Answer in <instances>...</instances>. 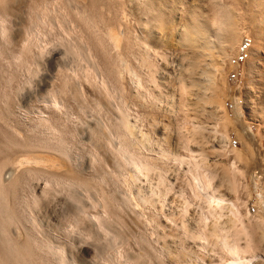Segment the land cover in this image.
Wrapping results in <instances>:
<instances>
[{
	"label": "rangeland",
	"instance_id": "rangeland-1",
	"mask_svg": "<svg viewBox=\"0 0 264 264\" xmlns=\"http://www.w3.org/2000/svg\"><path fill=\"white\" fill-rule=\"evenodd\" d=\"M217 1L238 21L234 50L219 36L205 49L178 41L181 14L189 21L199 12L206 29L214 28L220 15L212 0H0V196L11 213L0 238L23 254L9 264H226L216 237L247 244L259 257L253 261L264 262V20L255 24L260 7L248 0ZM108 31L118 34L112 39ZM145 45L166 58L144 63ZM148 67L156 68L155 83ZM186 68L196 80L189 83L193 102L213 77L212 102L183 108ZM191 121L205 131L199 125L193 135ZM195 154L205 162L198 165ZM131 155L150 171L137 172ZM191 161L204 170L191 169ZM208 201L222 205L214 207L222 214L214 204L204 208Z\"/></svg>",
	"mask_w": 264,
	"mask_h": 264
},
{
	"label": "bare ground",
	"instance_id": "bare-ground-1",
	"mask_svg": "<svg viewBox=\"0 0 264 264\" xmlns=\"http://www.w3.org/2000/svg\"><path fill=\"white\" fill-rule=\"evenodd\" d=\"M49 1V0H48ZM94 1V0H93ZM100 1V0H99ZM213 2L215 1V3L217 4H219L218 5V7H217V9H218V14L217 15H220V19L215 23V25H213L214 26V28L213 29H206V27H205V25L204 24H202V22H201V18H203L204 16H203V14H201V13H199V12H196V11H193L192 12V17L189 19V21H188V19L187 20H184L185 19V17H182L181 15H183V14H181V15H179L178 16V19H181L182 20V18H184L183 19V22L182 23H180L181 22V20L180 21H178V23H180L181 25H180V28H179V30L178 29H176V27H175V29L176 30H178L177 32H179V34H178V36H179V38H178V41H179V43H180V45H187V44H194L195 46L197 45V46H201V47H205V48H208V47H210V44H211V42H212V37H215V39L219 36L220 38L222 37V40L224 39V41L225 42H227L228 43V46L232 49V50H234V47H235V44L236 45H239L241 42V32H240V29H239V26H238V21H237V19L235 18V16H234V14L232 13V11H231V9L229 8V7H227V6H224V5H222L221 3H219L217 0H212ZM222 1V0H221ZM250 3L252 2V5H253V7H260L259 9L257 8V10H255L254 12H256V13H252L253 15L252 16H254L255 15V24L257 23L258 24V26H259V24H261L262 22H263V20H264V0H248ZM173 2V1H172ZM50 3V2H49ZM48 3V4H49ZM166 4V3H165ZM172 4V3H171ZM178 4H179V9H180V11L181 12H183L184 11V7H183V4L180 2H178ZM184 5H186V4H184ZM96 6V5H95ZM120 6V5H119ZM176 6V5H175ZM187 6V5H186ZM215 6V5H214ZM217 6V5H216ZM167 8V7H166ZM169 8V7H168ZM172 8V7H171ZM216 8V7H215ZM170 9V8H169ZM187 9V8H186ZM50 10V9H49ZM61 10V9H60ZM198 11H199V9H198ZM49 12H51V11H49ZM46 13V12H45ZM48 13V12H47ZM77 14H79V13H77ZM93 14V13H92ZM50 15V14H49ZM60 15V14H59ZM100 15V14H99ZM98 15V16H99ZM207 15V14H206ZM42 16V15H41ZM47 16V15H46ZM45 16V17H46ZM161 16V15H160ZM60 17V16H59ZM84 17V16H83ZM87 17H89V16H87ZM86 17V18H87ZM93 17V16H92ZM91 17V19L93 20V18ZM100 17V16H99ZM207 17V16H206ZM85 18V19H86ZM102 18V17H101ZM208 18V17H207ZM49 19V18H48ZM66 19H68V18H66ZM89 20H91L90 18H88ZM205 19V18H204ZM91 20V21H92ZM105 20V19H104ZM124 20H125V18H124ZM205 20H207V19H205ZM94 21V20H93ZM92 21V22H93ZM47 22V21H46ZM87 22V24H89V23H92V22H88V21H86ZM153 22V21H152ZM165 22V21H164ZM205 22V21H204ZM3 23V22H2ZM94 23V25H97L98 24V22H97V24H96V22L94 21L93 22ZM92 23V24H93ZM122 23V22H121ZM126 23V22H125ZM151 23V22H150ZM213 23V22H212ZM42 24V23H41ZM50 24V23H49ZM83 24V23H82ZM86 24V23H85ZM210 24V23H209ZM263 24V23H262ZM53 25V24H52ZM211 25V24H210ZM60 26V25H59ZM88 26V25H87ZM264 26V25H263ZM37 27V26H36ZM90 27V26H89ZM88 27V28H89ZM96 27V26H95ZM94 27V28H95ZM208 27V26H207ZM34 28H35V25H34ZM44 28V27H43ZM263 29L261 30V32L260 33H262L263 35H264V27H262ZM96 29H98V27L96 28ZM156 29H158V28H156ZM60 30V29H59ZM63 30V29H62ZM92 30H94V29H92ZM123 30V29H122ZM165 30V29H164ZM244 30V29H243ZM242 30V31H243ZM256 30V29H255ZM31 31V30H30ZM73 31V30H72ZM129 31V30H128ZM158 31V30H157ZM156 31V32H157ZM33 32V31H32ZM63 32V31H62ZM71 32V31H70ZM92 32H94V31H92ZM127 32V31H126ZM246 32V31H245ZM68 33V32H67ZM97 32H94V34H96ZM98 33H99V31H98ZM108 34V36H110L112 39H114L115 37H116V34H118L117 32H115V31H108L107 32ZM161 33V32H160ZM173 33V32H172ZM31 34V33H30ZM49 34V33H48ZM65 34V33H64ZM88 34V33H87ZM162 34V33H161ZM247 34V33H246ZM32 35V34H31ZM73 35V34H72ZM98 35H100V34H97L96 35V38L97 39H99V37H98ZM102 35V34H101ZM125 35H126V33H125ZM129 35V34H128ZM64 36V35H63ZM136 37H138L137 35H135ZM74 37V36H73ZM85 37V36H84ZM101 37V36H100ZM103 37V36H102ZM108 38V37H107ZM34 39V38H33ZM36 39V38H35ZM38 39V38H37ZM63 39H65V38H63ZM140 38H137V44L138 43H140L141 41V39L139 40ZM73 40H75V39H73ZM79 40V39H78ZM111 40V39H110ZM133 40H134V38H133ZM138 40L140 41V42H138ZM24 41H26V38H25V40ZM79 41H81V40H79ZM145 41V40H144ZM144 41H142L143 43H144ZM28 42V41H27ZM37 42V41H36ZM238 42H240V43H238ZM243 42V41H242ZM29 43V42H28ZM39 43V42H38ZM112 43H113V41H112ZM132 43V42H131ZM47 44V43H46ZM114 44V43H113ZM116 44H117V42H116ZM135 44V43H134ZM146 45H148L149 43H145ZM29 45V44H28ZM31 45V44H30ZM33 45V44H32ZM143 45V44H142ZM145 45V48H146V56H145V58H144V60H143V62L144 63H146V61H147V63H149L150 64V66H154L153 64H155V61H157V58L159 57V56H162V59L164 60L165 58H166V52H165V50H162V51H160V50H158V49H154V47H152L151 48V46H146ZM29 47V46H28ZM113 47V46H112ZM140 47V46H139ZM89 48V47H88ZM150 48V49H149ZM204 48V49H205ZM39 49V48H38ZM113 49H114V47H113ZM89 50V49H88ZM112 50V49H111ZM87 51V49L85 50V52ZM93 51V50H92ZM91 51V53H93ZM166 51H168V50H166ZM109 52H111L110 50H109ZM90 53V52H89ZM90 53V54H91ZM144 54V53H143ZM92 55V54H91ZM107 55V54H106ZM167 57H168V55H167ZM141 58H142V56H141ZM90 59V58H89ZM158 60H159V58H158ZM119 61V60H118ZM120 61H122V58L120 57ZM119 61V62H120ZM167 61V60H166ZM126 62V61H125ZM91 63H92V61H91ZM159 63V62H158ZM115 64H116V61H115ZM97 65V64H96ZM121 65V64H120ZM129 66V65H128ZM156 67H158L157 65H156ZM162 67V66H161ZM130 68V67H129ZM156 68L154 69V71H152V69L150 68V67H148V71H149V78L155 83L156 82V80H155V73H156ZM129 71H130V69H129ZM132 71V70H131ZM130 71V72H131ZM133 72V71H132ZM155 72V73H154ZM191 73H192V71L190 70V69H188V71H187V68L185 69V72H181V77H180V83H181V98H182V102H181V104L183 105V108H184V106H185V108L186 107H188V110L189 109H191L192 107V105L193 104H195L196 105V103H197V105L200 103V102H202V103H210V102H212V97H211V94L209 93L210 91H212V89H213V86H217V85H214L215 84V80L213 79V77H211V76H207V78L206 79H204L203 80V82H202V84H201V89H202V95L200 96V97H197V98H194V102L192 101L193 99H192V96H194V94L192 95V92H191V89H190V84L191 85H193V84H195V81L196 80H194L193 78H192V75H191ZM205 73V72H204ZM133 74V73H132ZM135 74V73H134ZM138 75L139 74H137L136 75V78L135 79H138L137 81H139V84H140V76L138 77ZM213 75V74H212ZM97 76H99V75H97ZM135 76V75H134ZM215 78V77H214ZM96 79V78H95ZM193 79V80H192ZM143 82V81H142ZM137 83V82H136ZM190 83V84H189ZM216 83H217V81H216ZM138 84V86H140L141 87V84L139 85ZM137 88H138V86L137 85H135ZM195 86V85H194ZM139 89V88H138ZM149 89V88H148ZM148 89L146 90L147 92H148ZM145 91V90H144ZM196 94V93H195ZM216 94V93H215ZM149 95H152V97H155V93H154V91L153 90H150V94ZM145 96V95H144ZM147 97H148V93H147V95H146ZM196 96H197V94H196ZM215 96V95H214ZM150 97V96H149ZM148 97V98H149ZM157 98V97H156ZM152 99V98H151ZM154 99V98H153ZM191 105V106H190ZM219 106H220V104H218ZM189 106L191 107V108H189ZM210 106V105H209ZM223 106V105H222ZM225 106V105H224ZM216 107V106H215ZM202 110L204 109V108H202V107H200ZM208 108V107H207ZM187 109V108H186ZM185 109V110H186ZM193 109V108H192ZM199 109V108H198ZM218 109H219V107H218ZM182 110V109H181ZM187 110V112H190V111H188ZM205 110V109H204ZM216 110H217V108H216ZM215 110V111H216ZM122 111V110H121ZM194 111V110H193ZM197 111V110H196ZM212 113V112H211ZM225 113V112H224ZM123 114H125L124 112H123ZM123 114H122V117H121V119L123 118ZM185 116H187V117H189V114H187L186 113V111H185ZM192 114V113H191ZM190 114V115H191ZM209 114V113H208ZM127 115H128V113H127ZM194 115V114H193ZM124 116H126V115H124ZM211 116V115H210ZM215 116H217V115H215ZM221 117V116H220ZM193 117L191 116L189 119L191 120ZM227 118V117H226ZM128 119V118H127ZM193 119H197L195 116H194V118ZM129 120V119H128ZM194 120V121H195ZM215 120H217V119H215ZM215 120H214V123H217L218 124V122H215ZM218 120H219V118H218ZM127 120H125V117L121 120V127H125L126 129H129L128 128V126H130L128 123V121L126 122ZM197 121V120H196ZM192 122V121H191ZM225 122V121H224ZM202 123V122H201ZM131 124V123H130ZM191 124V123H190ZM199 125H200V122L198 123ZM226 124V123H225ZM225 124L224 123H222L221 124V127H222V129H224V127H225ZM123 125V126H122ZM192 128H191V130H190V128H189V130L190 131H193V132H195L196 130V133H193V135H195V134H197V132L199 133V131H198V129H200L199 127H202V125L203 124H201L200 126L199 125H197L196 124V122H195V124H193V122H192ZM196 125V126H195ZM214 125V124H213ZM199 126V127H198ZM215 126V125H214ZM228 126V125H227ZM123 127V128H124ZM132 127V126H131ZM204 125H203V129L202 130H204ZM220 127V128H221ZM124 128V129H125ZM213 128H215V127H213ZM216 128H218V127H216ZM200 129V131H202ZM211 129H212V126H211ZM210 129V131H212ZM225 129H227L226 127H225ZM188 129H186L185 131H186V134L187 135H191V137H193L194 138V136H192V132L190 133L189 131H187ZM195 130V131H194ZM215 130V129H214ZM212 131L213 133H215V131ZM128 132V130H125V133H127ZM205 131V130H204ZM209 131V130H208ZM221 133L224 131H221V130H219ZM226 131V130H225ZM182 132V131H181ZM227 132V131H226ZM124 133V132H123ZM190 133V134H189ZM216 133H219V132H216ZM128 134H129V132H128ZM223 134V133H222ZM221 134V135H222ZM127 135V134H126ZM130 135V134H129ZM225 135H227V133L226 134H223V136H225ZM125 136V135H124ZM128 136V135H127ZM189 137V136H188ZM187 137V138H188ZM191 137H189L188 139L189 140H193V138H191ZM222 137V136H221ZM228 137V136H227ZM125 138V137H124ZM191 138V139H190ZM198 138V137H197ZM226 137H224V139H225ZM128 139V138H127ZM189 140H187V141H189ZM196 141V140H195ZM189 143V142H188ZM192 143V142H191ZM199 143V142H198ZM125 144V143H124ZM190 144V143H189ZM121 145V144H120ZM119 145V146H120ZM123 146V145H122ZM124 148H125V150H127V146H123ZM122 147V148H123ZM121 148V147H120ZM121 148V149H122ZM189 149H190V146H189ZM120 150V149H119ZM119 150H118V153H120V152H122L121 150H120V152H119ZM125 150H123V151H125ZM129 150V149H128ZM202 149H200L199 148V151H201ZM130 151V150H129ZM129 151H127L126 153H129ZM205 151V150H204ZM194 153V151L192 150L191 151V153ZM208 152V151H207ZM124 153V152H123ZM132 153H135V152H131V153H129V154H132ZM137 153V152H136ZM136 153H135V155H136ZM204 152H202L201 154H203ZM237 153V152H236ZM122 154V153H121ZM199 154H200V152H199ZM199 154H198V156H199ZM206 154V153H205ZM126 155V154H125ZM193 155V154H192ZM129 156V155H128ZM137 157H138V159L141 157V156H138V155H136ZM135 156V157H136ZM194 156H197L196 154L194 155ZM198 156H197V158H195V157H193V160L195 159V162H196V159H199V161H197V162H200L201 163V161L203 160V158H202V160H201V158H198ZM206 156H208V155H206ZM205 156V158H207ZM130 157H133V159L132 158H130L129 159V161L131 160V162L133 163H131L130 162V165L132 164V166H134L136 169V171L138 170L139 172H141L142 171V169L144 168V169H147L148 168V170L150 171V168L148 167L149 165H151V164H147L148 166H146L145 165V163H143V162H145V161H141V159H140V161L142 162V163H139V161H138V159H137V161H136V158L134 157V156H130ZM199 157H201V156H199ZM127 158H129V157H127ZM135 159V160H134ZM143 159V158H142ZM180 160V159H179ZM182 160V159H181ZM191 159H189L188 161H190ZM201 160V161H200ZM206 160V159H205ZM205 160H203L204 162H205ZM235 160H237V159H235ZM127 161V160H126ZM187 161V162H188ZM232 161H234V160H232ZM182 162V161H181ZM196 162V163H197ZM207 162V161H206ZM127 163H128V161H127ZM146 163H148V162H146ZM189 163V162H188ZM191 163H192V161L190 162V165L189 166H191ZM196 163H194V165L196 164ZM142 164H144L145 166H143ZM198 164V163H197ZM197 164L195 165V167L193 166H191L192 168L191 169H195V168H198V171L199 170H204L202 167H197ZM202 164V163H201ZM230 164V163H229ZM128 165H129V163H128ZM199 165V164H198ZM206 165H209V163L208 164H206ZM231 165H234L233 164V162L231 163ZM230 165V166H231ZM131 166V167H132ZM202 166V165H201ZM204 166V165H203ZM134 167H132V168H134ZM151 167V166H150ZM155 167V166H154ZM153 167V168H154ZM235 167L237 168L238 166H236L235 165ZM188 168H190V167H188ZM199 168H201V169H199ZM191 169H188L189 171L191 170ZM210 169V168H209ZM141 170V171H140ZM154 170V169H153ZM236 170H238V169H236ZM136 171H134L135 173H136ZM137 171V172H138ZM144 171H146V170H144ZM144 171H142L143 172V174L145 173V174H147L149 171H146V172H144ZM197 171V172H198ZM210 171V170H209ZM211 171H213V170H211ZM229 171V170H228ZM242 171V170H241ZM133 172V173H134ZM141 172V173H142ZM205 172V171H204ZM203 172V173H204ZM240 172V171H239ZM239 172H237L236 174H239ZM186 173V172H185ZM188 173H190V172H188ZM199 173V172H198ZM208 174V172H205L204 174ZM217 173V172H216ZM234 173V172H233ZM138 174V173H137ZM140 174V173H139ZM218 174V173H217ZM217 174H216V176H217ZM236 174H235V176H236ZM240 174H241V172H240ZM239 174V175H240ZM243 174V173H242ZM241 174V175H242ZM133 175V174H132ZM135 175V174H134ZM213 175V174H212ZM221 175V174H220ZM160 176H163V175H160ZM208 176V175H207ZM224 176V175H223ZM139 177V176H138ZM212 178H216V177H213V176H211ZM163 178H164V176H163ZM195 178V177H194ZM199 178V177H198ZM227 178V177H226ZM236 178V177H235ZM159 179H161V177H159ZM193 179V178H192ZM231 179V178H230ZM210 180H211V178H210ZM166 180H165V178H164V181H161L160 180V182H165ZM198 181H200L201 182V180L199 179ZM197 181V182H198ZM195 184H196V178H195ZM212 182V181H211ZM238 182V181H237ZM236 182V183H237ZM189 183H191V182H189ZM188 183V184H189ZM161 184V183H160ZM165 184H167V182L165 183ZM164 184V186H166ZM191 184H193V183H191ZM194 184V185H195ZM199 183H197V185H198ZM227 184V183H226ZM162 185V184H161ZM219 185V184H218ZM163 186V185H162ZM171 186V185H170ZM169 186V187H170ZM200 186V185H199ZM228 186V185H227ZM229 186H231V185H229ZM167 187V186H166ZM190 187V189H192L193 190V188H191V187H193V185H191V186H189ZM206 187H208V186H206ZM218 186L216 185V188H217ZM232 188L234 187V185H232L231 186ZM2 188V185L0 184V189ZM168 188V187H167ZM166 188V189H167ZM203 188V187H202ZM210 188H212V187H210ZM219 188L221 189V187L219 186ZM232 188H231V190H232ZM156 189V188H155ZM165 189V190H166ZM169 189V188H168ZM196 189H197V187H196ZM214 189V188H213ZM220 189H216V190H220ZM236 189H237V187H236ZM203 190V189H202ZM216 190H214L213 192L214 193H216ZM222 190V189H221ZM158 195H159V187H158ZM168 191V190H167ZM170 191V190H169ZM196 191H198V190H196ZM210 191V190H209ZM223 191V190H222ZM232 191H234V189L232 190ZM152 192H153V194H156V192H154L153 190H152ZM183 192V191H182ZM205 191H203L202 193H204ZM213 192H211V193H213ZM217 193H218V191H217ZM216 193V194H217ZM166 193H164V194H162L163 196H167V195H165ZM201 194V193H200ZM209 194L210 193H207L206 195H208V197H210L209 196ZM216 194H215V196H216ZM219 194V193H218ZM162 195H159V196H162ZM180 195H181V193H180ZM220 195H222V194H219V196ZM185 197V196H184ZM216 197H218V196H216ZM153 198V197H152ZM212 198V197H211ZM146 199H148V197L146 198ZM219 199V201H221V198H217V200ZM152 200V199H151ZM211 200V199H210ZM212 200H214L213 198H212ZM212 200H211V203H212ZM150 201V200H149ZM200 201V200H199ZM232 201V200H231ZM203 202V201H202ZM215 202H217L216 200H215ZM228 202H230L229 200H228ZM234 202V201H233ZM187 203H188V201H187ZM201 203V202H200ZM208 204H209V206H206V205H204L205 207L204 208H206L207 209V207H211L213 204H211V206H210V203H209V201L207 202ZM221 204L223 203L222 201L220 202ZM204 204V203H203ZM234 204H235V202H234ZM191 205V204H190ZM202 205V204H201ZM216 205L214 204L213 205V210H215V208L217 207H215ZM222 206V205H221ZM220 204H219V206L217 207V208H219V209H221L220 207ZM223 206H224V204H223ZM215 207V208H214ZM237 206H235V208H236ZM196 208V207H195ZM203 208V207H202ZM216 208V209H217ZM187 209V208H186ZM186 209L184 210V211H186ZM188 210V209H187ZM200 210V209H199ZM208 210V209H207ZM231 210V209H230ZM229 210V211H230ZM216 211V210H215ZM235 211V210H234ZM201 212V211H200ZM210 212V211H209ZM217 213H221V211L220 212H218V211H216ZM184 213V212H183ZM202 214H203V212H202ZM201 213L199 214V215H202ZM215 214V213H214ZM222 214V213H221ZM230 214H231V212H230ZM232 214H233V212H232ZM240 214V213H239ZM234 215V217H235V215H236V213L235 214H233ZM232 215V216H233ZM202 216H205V215H202ZM209 216V215H208ZM221 216V215H220ZM225 216V215H224ZM224 216L222 217H220V218H224ZM230 216V215H229ZM0 224H2L1 225V227H2V230L1 231H5L4 229H3V227H4V225H7V224H9L10 222H11V213H9V211H8V207L6 206V204H4V201H3V197H1L0 196ZM237 217V216H236ZM244 217V216H243ZM249 217V216H248ZM253 217V216H252ZM3 218H4V220H3ZM190 218V217H189ZM211 218H212V216H211ZM214 218H215V216H214ZM218 217H216V219H217ZM220 218H219V220H220ZM241 218V217H240ZM240 218L238 219H234V221H239L240 220ZM246 218H247V215H246ZM188 219V218H187ZM201 219H203V220H205V218H201ZM258 219V218H257ZM198 220H200V218H198ZM202 220V221H203ZM210 220V219H209ZM244 220V219H243ZM251 220V219H250ZM259 220V219H258ZM257 220V221H258ZM261 221H262V223H260V225H262V227L264 226V221L262 220V219H260ZM190 221V220H189ZM201 221V220H200ZM201 221V222H202ZM207 221H208V218H207ZM220 221H222V219L220 220ZM255 221V220H254ZM257 221H255V222H257ZM186 222V223H185ZM185 222H182L183 224L185 223V224H187V221L185 220ZM194 222V221H193ZM196 222V221H195ZM210 222H212V221H210ZM213 222H214V220H213ZM224 222V221H223ZM244 222V221H243ZM259 223H257V225H259ZM182 224V225H183ZM193 224V223H192ZM203 224V223H202ZM211 224V223H210ZM190 225H191V223H190ZM197 225V224H196ZM214 226H213V228H211L212 229V233L213 234H217L218 232V229L220 228V226H218V225H216L215 223L213 224ZM224 225V224H223ZM222 225V226H223ZM225 225H227V224H225ZM241 225L243 226V224H242V222H241ZM240 225V226H241ZM246 225V224H245ZM243 226L244 227V232L246 231L245 230V228H246V226ZM256 225V226H257ZM189 226V225H188ZM204 226V228H205V230L207 229L206 227H207V225H206V227H205V225H203ZM212 226V225H211ZM221 226V227H222ZM232 226V225H231ZM230 226V227H231ZM239 226V225H238ZM183 228H184V225L182 226ZM190 227V226H189ZM242 227V228H243ZM248 227V226H247ZM259 227H261V226H259ZM195 228H198V226H196ZM195 228H193L195 231H196V229ZM204 228H200V230H203ZM208 228H210L209 227V225H208ZM233 229H234V227H232ZM186 229H187V227H186ZM186 229H184L185 231H186ZM229 229V228H228ZM249 229V228H248ZM194 230H192V231H194ZM205 230H203V231H205ZM209 230V229H208ZM208 230H207V233H208ZM230 230V229H229ZM232 230V229H231ZM236 230V229H235ZM234 230V231H235ZM191 231V230H190ZM189 231V232H190ZM221 231V230H220ZM224 231H225V229H224ZM227 231V230H226ZM263 231V230H262ZM196 232H199V231H196ZM196 232H193V233H196ZM206 232V231H205ZM236 232V231H235ZM3 233V232H2ZM199 233H201V232H199ZM221 233V232H220ZM226 233V232H225ZM229 233V232H228ZM228 233H226V234H228ZM246 233H248L249 234V232L248 231H246ZM188 234H190V236H191V232L190 233H188ZM239 234V233H238ZM241 234V233H240ZM239 234V235H240ZM262 234V233H261ZM194 235H196V234H194ZM194 235H193V237H194ZM202 235V234H201ZM204 235H205V233H204ZM210 235V234H209ZM209 235H207V236H209ZM218 235V234H217ZM234 234H232V236H233ZM238 235V236H239ZM215 236V235H214ZM226 236V235H225ZM237 236V237H238ZM261 236H263V234L261 235ZM5 238H0V245H1V241H6V243H4V245H2V246H0V264H9V261L7 260V259H9V258H11V259H18V258H20V257H23V254L22 253H20V248H22V246H18V245H14V243H12V240H11V238H10V240L6 237V236H4ZM196 237H197V235H196ZM203 237V236H202ZM228 237H229V235H228ZM192 238V237H191ZM211 238H213V237H211ZM230 238H231V236H230ZM244 237H242V239H243ZM261 238H263V237H261ZM202 239V238H201ZM216 239H219V244H221L222 245V247L224 248V250H226L225 252L226 253H228L229 254V257L226 259V264H264V262H254L253 261V259L255 258H259V257H257V254L256 253H250V252H248L249 250V247L248 248H246L245 246H247V244H245L244 246L242 245H239L236 241H235V239H231V240H229V239H227V238H222V239H220V237L218 238V237H216ZM239 239H241L240 237H239ZM238 239V240H239ZM202 240H204V239H202ZM200 241V242H203L204 243V241ZM246 240V239H245ZM244 240V241H245ZM262 240V239H261ZM8 241V242H7ZM248 241H250V240H247L246 242L247 243H249ZM9 242L11 243V244H9ZM197 242V241H196ZM217 243V242H216ZM250 243H252V242H250ZM13 244V245H12ZM220 245V246H221ZM252 245V244H251ZM254 245V244H253ZM219 246V247H220ZM255 246V245H254ZM252 247V246H251ZM256 247V246H255ZM259 247V246H258ZM255 249H257V248H255ZM254 249V250H255ZM262 249H263V247H262ZM257 251V250H256ZM259 251V250H258ZM224 252V251H223ZM263 252V251H262ZM226 253H224V254H226ZM228 254H227V256H228ZM262 254V253H261ZM226 256V255H225ZM261 257V256H260ZM263 259V258H262ZM222 261V260H221ZM225 261V260H224Z\"/></svg>",
	"mask_w": 264,
	"mask_h": 264
}]
</instances>
